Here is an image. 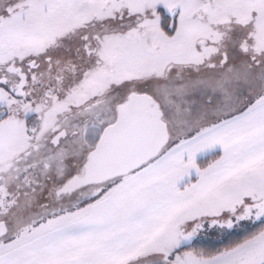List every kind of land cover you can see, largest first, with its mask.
I'll return each mask as SVG.
<instances>
[{
    "label": "snow or ice",
    "instance_id": "snow-or-ice-1",
    "mask_svg": "<svg viewBox=\"0 0 264 264\" xmlns=\"http://www.w3.org/2000/svg\"><path fill=\"white\" fill-rule=\"evenodd\" d=\"M0 264H264V0H0Z\"/></svg>",
    "mask_w": 264,
    "mask_h": 264
}]
</instances>
